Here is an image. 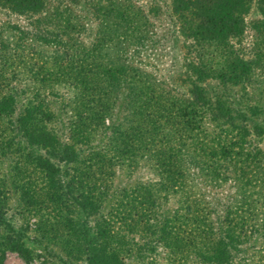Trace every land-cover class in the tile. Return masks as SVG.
Returning a JSON list of instances; mask_svg holds the SVG:
<instances>
[{
  "label": "rangeland",
  "instance_id": "obj_1",
  "mask_svg": "<svg viewBox=\"0 0 264 264\" xmlns=\"http://www.w3.org/2000/svg\"><path fill=\"white\" fill-rule=\"evenodd\" d=\"M241 1L220 40L177 0L0 1V264H264V0Z\"/></svg>",
  "mask_w": 264,
  "mask_h": 264
},
{
  "label": "trees",
  "instance_id": "obj_2",
  "mask_svg": "<svg viewBox=\"0 0 264 264\" xmlns=\"http://www.w3.org/2000/svg\"><path fill=\"white\" fill-rule=\"evenodd\" d=\"M12 3L26 9H32V6L38 0H0ZM75 2V0H70ZM209 0H177L176 5L183 6L190 19H194L193 27L197 38L204 39H222L227 34L234 33L238 20L239 8L241 0H219L214 4H210ZM224 4V5H223ZM218 5H222L221 7ZM235 5V8L233 6ZM218 6L219 9H216ZM264 91V90H263ZM193 98L200 97V92L194 90L192 92ZM202 98V96H201ZM4 102V101H3ZM40 117L48 119L49 115L40 112ZM50 136H40V141H48ZM19 254L25 257L26 249L20 246H12ZM113 254L110 252L109 256Z\"/></svg>",
  "mask_w": 264,
  "mask_h": 264
}]
</instances>
